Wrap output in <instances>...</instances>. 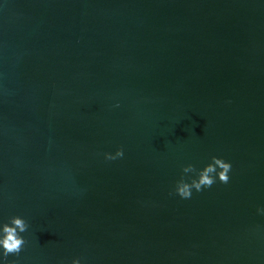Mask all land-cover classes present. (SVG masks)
Wrapping results in <instances>:
<instances>
[{"label": "water", "instance_id": "1", "mask_svg": "<svg viewBox=\"0 0 264 264\" xmlns=\"http://www.w3.org/2000/svg\"><path fill=\"white\" fill-rule=\"evenodd\" d=\"M212 155L229 181L177 196ZM257 206L264 0H0V220L29 224L9 261L264 264Z\"/></svg>", "mask_w": 264, "mask_h": 264}, {"label": "clouds", "instance_id": "2", "mask_svg": "<svg viewBox=\"0 0 264 264\" xmlns=\"http://www.w3.org/2000/svg\"><path fill=\"white\" fill-rule=\"evenodd\" d=\"M118 106V104H117ZM123 149L117 147L114 152H104L105 160H116L123 156ZM231 161L212 155L202 167L192 163L181 166V174L174 182L173 191L181 199L191 198L193 192H200L211 187L215 182L227 183L230 179ZM191 173V175H185ZM257 214L264 215V206H257ZM29 224L23 215L14 214L0 220V264H13L8 260L10 254H18L25 245V233ZM71 264H82L81 258L74 257Z\"/></svg>", "mask_w": 264, "mask_h": 264}]
</instances>
